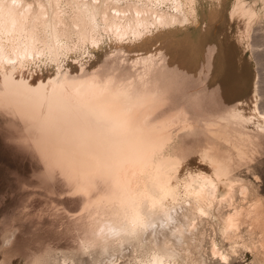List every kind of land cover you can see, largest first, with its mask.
I'll list each match as a JSON object with an SVG mask.
<instances>
[{
  "label": "bare ground",
  "instance_id": "obj_1",
  "mask_svg": "<svg viewBox=\"0 0 264 264\" xmlns=\"http://www.w3.org/2000/svg\"><path fill=\"white\" fill-rule=\"evenodd\" d=\"M197 1L0 0V109L22 121L44 164L83 195L79 215L95 206L82 252L92 263L101 250L105 259L97 264H114L110 241L128 238L153 264H207L204 223L213 218L224 241L238 244L245 233L264 261V198L252 182L214 162L212 172L192 174L172 154L175 128L191 127L186 115L151 126L161 102L150 95L133 98L96 72L74 78L60 71L71 53L86 52L89 62L91 49L106 41L124 50L148 45L159 31L196 25ZM231 13L242 17L237 7ZM252 109L264 130L258 99ZM209 250L218 264H231L237 249H224L215 233ZM79 256L61 264H79Z\"/></svg>",
  "mask_w": 264,
  "mask_h": 264
},
{
  "label": "rangeland",
  "instance_id": "obj_2",
  "mask_svg": "<svg viewBox=\"0 0 264 264\" xmlns=\"http://www.w3.org/2000/svg\"><path fill=\"white\" fill-rule=\"evenodd\" d=\"M197 4L196 25L159 31L148 45L124 50L106 41L91 49L95 59L86 62V52L71 53L60 71L74 78L96 72L114 77L133 98L150 95L161 102L151 126L183 113L191 127L175 128L172 154L195 175L212 172L214 162L230 177L252 182L264 198V130L252 119L256 99L264 111V0ZM233 7L241 18L231 13ZM24 137L22 121L0 109V264H61L74 252L82 257L79 264L104 260L98 245L94 263L82 255L83 242L93 234L95 206L79 215L83 195L58 171L53 174ZM204 232L201 257L207 264H218L209 250L215 233L224 249H237L231 264H264L245 233L238 244H229L216 218L204 223ZM110 244L114 264H153L151 254L128 238Z\"/></svg>",
  "mask_w": 264,
  "mask_h": 264
}]
</instances>
